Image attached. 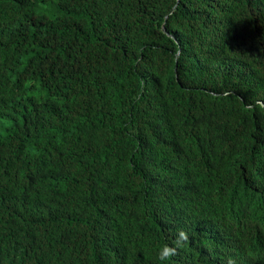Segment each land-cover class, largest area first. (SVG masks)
I'll return each instance as SVG.
<instances>
[{
  "label": "trees",
  "instance_id": "trees-1",
  "mask_svg": "<svg viewBox=\"0 0 264 264\" xmlns=\"http://www.w3.org/2000/svg\"><path fill=\"white\" fill-rule=\"evenodd\" d=\"M229 259L264 264V0H0V264Z\"/></svg>",
  "mask_w": 264,
  "mask_h": 264
},
{
  "label": "clouds",
  "instance_id": "clouds-1",
  "mask_svg": "<svg viewBox=\"0 0 264 264\" xmlns=\"http://www.w3.org/2000/svg\"><path fill=\"white\" fill-rule=\"evenodd\" d=\"M189 241L188 233L180 229L177 231L175 238L171 244H164L158 252V258L164 262H170L173 257L179 254V252L185 248ZM228 264H235V262L229 259Z\"/></svg>",
  "mask_w": 264,
  "mask_h": 264
},
{
  "label": "water",
  "instance_id": "water-1",
  "mask_svg": "<svg viewBox=\"0 0 264 264\" xmlns=\"http://www.w3.org/2000/svg\"><path fill=\"white\" fill-rule=\"evenodd\" d=\"M164 31H166L167 32V29L164 27ZM168 33V32H167Z\"/></svg>",
  "mask_w": 264,
  "mask_h": 264
}]
</instances>
